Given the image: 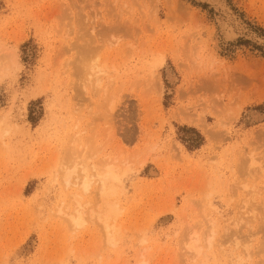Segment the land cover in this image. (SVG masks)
<instances>
[{"label":"rangeland","instance_id":"374dc122","mask_svg":"<svg viewBox=\"0 0 264 264\" xmlns=\"http://www.w3.org/2000/svg\"><path fill=\"white\" fill-rule=\"evenodd\" d=\"M219 2L0 0V264H264V0Z\"/></svg>","mask_w":264,"mask_h":264},{"label":"bare ground","instance_id":"6f19581e","mask_svg":"<svg viewBox=\"0 0 264 264\" xmlns=\"http://www.w3.org/2000/svg\"><path fill=\"white\" fill-rule=\"evenodd\" d=\"M213 1H215V2H217V3H219L220 4V6L221 7H223L224 6V3H220L219 2V0H213ZM222 2V1H221ZM225 8V7H224ZM227 11V10H226ZM228 12V11H227ZM218 16V15H217ZM225 20V19H224ZM240 23V22H239ZM227 26H225L226 27V29H225V31H226V38H228L227 40H230L231 38H232V36L233 35H235V33L233 32V30H236V29H239V30H241V29H243L242 28V26H240L237 22H235V21H233V19L232 18H230V17H228V19H227ZM244 25V24H243ZM245 29V28H244ZM237 35V34H236ZM252 35V34H251ZM260 39V38H259ZM0 61H1V59H0ZM14 62V64H16L15 63V61H13ZM160 62H162V58L160 59H158V61H157V63L159 64ZM1 64V63H0ZM93 64V63H92ZM96 65V64H95ZM97 66V65H96ZM90 65H89V67L87 66V68H85V69H90ZM93 67H94V65H93ZM1 69V68H0ZM3 69V68H2ZM93 69V68H92ZM88 70H85L86 71V73H87V71ZM90 71V70H89ZM88 71V73L87 74H90V72ZM93 71V70H92ZM209 134H211V133H209ZM66 160V159H65ZM66 168H69V167H66ZM110 167H108V168H106L105 167V169H103V170H99V171H104L103 173H99L98 175H99V180H100V184L102 185V186H100L101 188H100V200H99V202L101 203V205L100 206H96L97 207V209L98 208H100V209H98V210H96V212H93V213H95V214H93L92 212H91V214H93L94 216H97V218L96 217H93V215H92V217L93 218H96V219H98L99 218V220H101V223H103L102 224V227L104 226L105 228L104 229H106V231L105 230H103L104 232H106L105 234H108L110 231V233L107 235V237L109 236L110 237V235L112 236V240L114 239V237L113 236H115L117 233L115 232V234H114V232L112 233V230H109V229H116V227H115V225H113L114 223H113V221H114V219H115V217H117V214H118V206H116V205H118L116 202H114L113 200H110L109 199V197L113 194V192H114V189L116 188V184H117V182H119V177L116 175V173L115 172H112V171H110V170H108ZM65 169V168H64ZM70 169V168H69ZM86 170H87V168H85ZM84 169V172L85 173H83V175L82 176H85V178H86V180L85 179H82V181H84L83 182V184H86L85 186L87 187L88 186V183L89 182H87L89 179H88V177L87 176H89L87 173H86V170ZM71 170H73V168H71ZM75 170V169H74ZM66 171H68V170H66ZM71 172V171H70ZM69 172V173H70ZM68 173V172H67ZM72 173V172H71ZM85 174V175H84ZM66 176V175H65ZM73 175H71L70 177H72ZM81 176V177H82ZM84 178V177H83ZM121 178V177H120ZM66 181H67V177H66ZM67 182H69V180L67 181ZM74 202V201H73ZM72 202V203H73ZM84 202V201H83ZM82 202V203H83ZM77 204V203H76ZM86 204H88V203H86ZM97 204H98V202H97ZM74 205H75V203H74ZM81 204H79V206H80ZM83 206H85V205H83ZM86 206H88V205H86ZM71 207H72V205H71ZM94 207V206H93ZM96 207H94V209L96 208ZM73 208V207H72ZM71 208V209H72ZM82 209V208H81ZM86 209H87V207H86ZM86 209H84V210H86ZM92 211L94 210L93 208H90ZM72 210H74V209H72ZM77 210H80V208L78 207V209ZM76 210V211H77ZM87 211V210H86ZM120 211V210H119ZM78 212V211H77ZM82 211H79L77 214H75V216H72L73 217V223L77 226H79V225H82L83 223L82 222H84V218H83V216L84 215H82V213H81ZM74 213H75V211H74ZM73 213V214H74ZM85 213V212H84ZM88 213V212H87ZM87 213L85 214L86 215V217H87ZM70 214V213H69ZM89 215H90V210H89ZM91 216V215H90ZM69 217V216H68ZM70 220V219H69ZM98 220V221H99ZM71 221V220H70ZM72 221H71V223H72ZM111 221H112V223H111ZM111 223V224H110ZM233 223H234V221H233ZM73 225V224H72ZM230 225V224H229ZM234 224H232L231 226H233ZM233 227H235V225L233 226ZM236 228V227H235ZM115 231H117V229L115 230ZM208 237L207 238H209V235H207ZM106 237V238H107ZM108 237V239H110ZM195 238V237H194ZM197 238V237H196ZM107 239V240H108ZM192 239V238H191ZM193 240V239H192ZM110 241H111V239H110ZM203 241H205V240H203ZM202 241V242H203ZM209 241V240H208ZM190 242H192V244L194 243L193 241H190ZM205 243V242H204ZM207 243V242H206ZM262 243V245H263V243L264 242H261ZM189 244V243H188ZM191 244V243H190ZM202 245H204V244H202ZM195 247H198V246H195ZM194 247V248H195ZM262 247H264V246H262ZM201 248V247H200ZM200 248H198V249H200ZM198 249H193V251H199ZM198 253V252H197ZM262 261V260H261ZM260 261V262H261ZM262 263V262H261ZM264 263V262H263Z\"/></svg>","mask_w":264,"mask_h":264}]
</instances>
